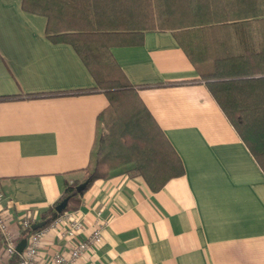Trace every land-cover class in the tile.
I'll return each mask as SVG.
<instances>
[{"label":"crops","instance_id":"0c3cea01","mask_svg":"<svg viewBox=\"0 0 264 264\" xmlns=\"http://www.w3.org/2000/svg\"><path fill=\"white\" fill-rule=\"evenodd\" d=\"M45 26L21 0H0V212L18 243V217L39 220L66 182L83 178L108 104L71 45L53 42ZM142 40L110 54L183 173L154 192L126 174L94 181L74 211L78 238L98 229L101 239L79 264H264V173L173 35ZM70 246L47 230L37 264Z\"/></svg>","mask_w":264,"mask_h":264},{"label":"trees","instance_id":"16d2710c","mask_svg":"<svg viewBox=\"0 0 264 264\" xmlns=\"http://www.w3.org/2000/svg\"><path fill=\"white\" fill-rule=\"evenodd\" d=\"M21 9L45 17L53 42L71 45L108 103L97 117L83 178L65 183L59 199L21 231L24 238L76 210L96 180L141 177L154 192L183 173L110 54L113 47L140 45L144 32L171 33L189 62L203 68L208 92L264 173V0H21ZM64 199L65 209L55 212ZM17 261L14 255L9 264Z\"/></svg>","mask_w":264,"mask_h":264},{"label":"built area","instance_id":"2783aa9c","mask_svg":"<svg viewBox=\"0 0 264 264\" xmlns=\"http://www.w3.org/2000/svg\"><path fill=\"white\" fill-rule=\"evenodd\" d=\"M3 194L0 192V204ZM34 220L29 215H21L16 220V225L23 231L30 227ZM10 220L0 212V262L9 261L14 255L18 256L17 264H37V255L41 246L44 233L54 230L60 236L66 237L71 246L66 253L54 252L50 264H79V260L90 249L91 246L100 242L101 235L98 229L92 231L91 235L84 240L78 238L83 231L81 217L76 211H65L46 227L29 233L21 253H17L18 240L9 228Z\"/></svg>","mask_w":264,"mask_h":264},{"label":"water","instance_id":"95a60500","mask_svg":"<svg viewBox=\"0 0 264 264\" xmlns=\"http://www.w3.org/2000/svg\"><path fill=\"white\" fill-rule=\"evenodd\" d=\"M83 186H79L78 187V191L82 190ZM67 205V200L64 199L62 200L61 202H59L57 205L54 206V210L55 212L59 213V212H62L65 207ZM25 243H26V240L25 239H22L18 244H17V247H16V251L17 253H21L24 246H25Z\"/></svg>","mask_w":264,"mask_h":264},{"label":"rangeland","instance_id":"374dc122","mask_svg":"<svg viewBox=\"0 0 264 264\" xmlns=\"http://www.w3.org/2000/svg\"><path fill=\"white\" fill-rule=\"evenodd\" d=\"M71 205V203H68V206H70Z\"/></svg>","mask_w":264,"mask_h":264}]
</instances>
